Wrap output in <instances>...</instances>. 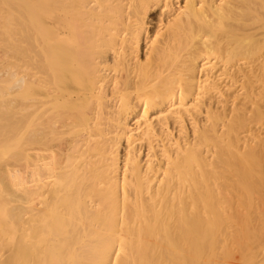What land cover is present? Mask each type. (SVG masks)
Here are the masks:
<instances>
[{"label":"bare ground","instance_id":"bare-ground-1","mask_svg":"<svg viewBox=\"0 0 264 264\" xmlns=\"http://www.w3.org/2000/svg\"><path fill=\"white\" fill-rule=\"evenodd\" d=\"M260 42L264 0H0V264H264Z\"/></svg>","mask_w":264,"mask_h":264},{"label":"rangeland","instance_id":"rangeland-1","mask_svg":"<svg viewBox=\"0 0 264 264\" xmlns=\"http://www.w3.org/2000/svg\"><path fill=\"white\" fill-rule=\"evenodd\" d=\"M152 13V14H151ZM150 14H149V17H150V19L152 20L153 18H154V12H151ZM151 15L153 16V17H151ZM154 20V19H153ZM152 24V23H151ZM151 24H149V28L151 27L152 28V25ZM151 25V26H150ZM150 28V29H151ZM262 46H261V45ZM260 47V49L261 48H264V42H260L259 43V45L257 46V48H259ZM259 85H261V84H259ZM262 86V85H261ZM258 88V85H257V87H256V90H258L257 89ZM29 93V92H28ZM36 96L37 98L39 97V100H43V91L41 90V91H36V94H35V92H33V91H30V93L28 94V96L27 97H29L30 99H32V97L33 96ZM20 97H23V96H20ZM20 97H17V98H19V100L18 101H21V100H24L23 98H20ZM42 98V99H41ZM40 147V145H37V147H36V149H31V152H36V151H38V149H40L39 148ZM43 147V146H42ZM36 150V151H35ZM42 150V152H43V148L41 149ZM41 150H39V151H41ZM23 164V166L21 165V163L20 164H18V163H16V165L17 166H15V169H22V172H23V170H24V172H25V174H26V178H27V180H29L31 177L30 176H34L35 175V173H33V172H35V166H34V164L33 165H31L30 163L28 164V165H30V166H27V164L26 163H22ZM24 164H26V165H24ZM38 166H40L42 169H43V159L42 160H40L38 163ZM0 165H2V166H0V169L1 168H5V166H6V163H4V162H0ZM19 165V166H18ZM29 168V169H28ZM0 172H2V169L0 170ZM23 172V173H24ZM8 195V194H7ZM6 195V193H5V191L4 192H2L1 194H0V202L1 201H4V199L6 198V197H8ZM4 196H6L5 198H4ZM37 197L38 196H36V198H34V202H36V204H38L39 205V201H35L36 199H37ZM39 198V197H38ZM40 199V198H39ZM1 205V204H0ZM1 207V206H0ZM0 222L3 224H0V226L2 225L6 230H4V229H2V226H1V230H0V232H1V234L0 235H2V233H3V235L4 236H6V234H7V236H10V237H17L18 236V234L21 232V225L19 224V221H16V220H13V221H15L16 222V225H14L15 224V222H12V221H10V218L7 216V214L5 213V212H3V210H2V208H0ZM4 216V217H3ZM1 218L3 219V220H1ZM9 218V222H6V221H8L7 219ZM3 221V222H2ZM14 223V224H13ZM11 227H10V226ZM18 225V226H17ZM12 226H14V227H12ZM19 227V228H18ZM18 230V231H17ZM10 233V235H9V233ZM19 232V233H18ZM2 235V236H3ZM17 235V236H16ZM1 237V236H0ZM8 240V238H5V237H2V239H1V241H0V244H2V241L4 242V244L2 245V246H0V259L2 260V259H5V257L4 256H6L7 254H8V252H9V249H11V247H10V245H11V243L9 242V241H7ZM9 242V243H8ZM9 246H8V245ZM5 246V247H4ZM8 246V247H7ZM12 246V245H11ZM6 248V249H5ZM5 251V252H4ZM2 252H3V254H2ZM33 261H35L34 263L35 264H37L38 263V261H36V259L34 258L33 259ZM1 262V261H0Z\"/></svg>","mask_w":264,"mask_h":264}]
</instances>
